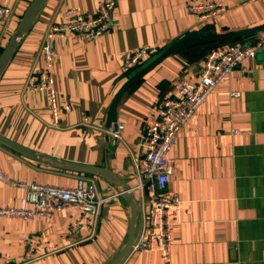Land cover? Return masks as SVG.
<instances>
[{
    "label": "crops",
    "instance_id": "crops-1",
    "mask_svg": "<svg viewBox=\"0 0 264 264\" xmlns=\"http://www.w3.org/2000/svg\"><path fill=\"white\" fill-rule=\"evenodd\" d=\"M31 1L0 0L12 9L0 53ZM100 1H46L0 74V134L59 160L108 165L134 194L142 132L157 119L163 99L179 97V81L198 79L205 55L201 44L185 48L133 82L116 104L123 128L115 140L108 133L112 123L107 126L110 103L139 69L122 72V53L142 46L160 53L191 31L263 29L229 39L249 43L264 34V0H212L221 10L206 21L187 12L188 0H117L113 27L102 36L86 41L55 35L48 68L71 110L54 126L45 93L30 84L32 71L44 66L41 43L68 9L92 15ZM231 90L238 96L231 97ZM169 161L173 172L166 191L182 202L167 258L130 250L120 264H264V42L197 108L179 131ZM0 172L7 178L0 179V206L23 205V190L9 180L70 186L84 175L103 196H112L102 203L92 230L76 224V209L52 217L1 215L0 264H108L126 243L130 208L103 176L46 165L1 142ZM137 205L136 231L145 203Z\"/></svg>",
    "mask_w": 264,
    "mask_h": 264
},
{
    "label": "built area",
    "instance_id": "built-area-1",
    "mask_svg": "<svg viewBox=\"0 0 264 264\" xmlns=\"http://www.w3.org/2000/svg\"><path fill=\"white\" fill-rule=\"evenodd\" d=\"M117 0H101L94 14H86L77 8L66 11L67 18L54 24L46 33L40 46L44 66L32 71L30 84L43 91L47 99L51 124L59 125L62 114L71 110L69 101L59 97L54 86L52 74L48 68L53 57L52 38L55 35L75 34L89 41L102 36L113 27V11ZM187 12L199 20L214 17L221 6L212 0H188ZM12 14V9L0 4V34ZM264 42V34L249 43H224L209 50L200 65L196 81L181 80L177 86L179 97L163 99L157 119L153 120L142 132L140 145L142 156L137 160L138 176L135 189L145 203L143 223L136 232L131 251L157 253L166 259L172 245V225L178 218L181 199L166 191L167 183L173 172L169 153L174 146L179 131L194 115L197 108L222 81L230 78L237 65L246 58L255 56ZM156 53L152 46H142L122 53L121 70L129 72L141 66L151 55ZM231 97L238 96L235 90L229 91ZM123 124L116 122L108 133L118 140L121 137ZM0 179L7 181L0 172ZM23 190V205L19 208L0 206L1 215H13L23 218L47 216L65 209H76L79 212L76 224L85 225L92 230L96 224L102 203L112 196H103L95 182L84 175H78L70 186L39 183L36 181H8Z\"/></svg>",
    "mask_w": 264,
    "mask_h": 264
},
{
    "label": "water",
    "instance_id": "water-1",
    "mask_svg": "<svg viewBox=\"0 0 264 264\" xmlns=\"http://www.w3.org/2000/svg\"><path fill=\"white\" fill-rule=\"evenodd\" d=\"M47 0H32L28 7L25 9L24 13L21 16L19 23L17 24L15 30L11 34L10 38L8 39L6 45L2 49L0 53V74L4 70L7 62L9 61L10 57L12 56L13 52L17 48L20 40L22 39L23 35L29 30L32 23L38 16L41 8L46 3ZM261 31L263 29H256L251 31H240V32H223V33H209L203 31H191L177 40L173 45L165 49L164 51L160 52L158 55L155 56L152 60L146 63L144 66L139 68L134 74H132L118 89L115 93L110 106H109V113H108V121L107 126L111 123L116 125V104L120 96L123 92L138 78L142 77L152 68H154L160 61L165 59L166 57L179 53L180 51L184 50L185 48L205 44V43H212V42H220L226 41L234 37H239L244 34L253 33L255 31ZM0 142L9 146L10 148L20 152L21 154L36 160L40 163L51 165L57 168L78 172V173H86L90 175H99L103 176L104 178L108 179L116 186V191L118 195H121L126 203L130 208V223L128 229V238L122 249L115 255V257L108 263V264H120L122 259L127 255L130 251L131 246L135 240L136 236V226L138 220V205L135 200V196L132 193L129 185L121 181L109 168L108 165L104 167H98L93 165L81 164L71 161L59 160L53 158L46 154L36 153L27 147L20 145L0 134Z\"/></svg>",
    "mask_w": 264,
    "mask_h": 264
},
{
    "label": "trees",
    "instance_id": "trees-1",
    "mask_svg": "<svg viewBox=\"0 0 264 264\" xmlns=\"http://www.w3.org/2000/svg\"><path fill=\"white\" fill-rule=\"evenodd\" d=\"M237 40V39H234ZM233 42V40H226V41H220V42H212V43H205V44H201L202 45V50H201V54L205 55L209 50L218 47L219 45H222L224 43H231ZM194 47H199L198 46H194ZM192 48V47H191ZM184 52V51H182Z\"/></svg>",
    "mask_w": 264,
    "mask_h": 264
},
{
    "label": "rangeland",
    "instance_id": "rangeland-1",
    "mask_svg": "<svg viewBox=\"0 0 264 264\" xmlns=\"http://www.w3.org/2000/svg\"><path fill=\"white\" fill-rule=\"evenodd\" d=\"M158 54H159V53L156 52V54L151 55L148 59H146V60L143 62V64H142L141 66L139 65L138 67L132 69V72L136 71L138 68H140V67H142L143 65H145L148 61H150V60H152L153 58H155V56L158 55ZM134 195H135V197H136V201H137V203L139 204V207H140V206H141V203H142L143 201H142L141 198L138 196V193H137V192H135Z\"/></svg>",
    "mask_w": 264,
    "mask_h": 264
}]
</instances>
